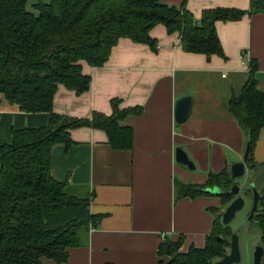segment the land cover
I'll return each instance as SVG.
<instances>
[{"label":"crops","instance_id":"1","mask_svg":"<svg viewBox=\"0 0 264 264\" xmlns=\"http://www.w3.org/2000/svg\"><path fill=\"white\" fill-rule=\"evenodd\" d=\"M47 2V0H41ZM184 5L195 21L204 10H244L239 19L217 21L224 56L185 51L177 32L158 23L150 30L153 50L146 43L121 37L102 66L82 62L90 86L82 93L60 84L53 111L78 118L93 112L110 115L112 99L119 108L140 107L120 124L132 129L130 149L114 148L104 130L88 126L69 132L71 142L54 144L50 172L83 197L92 195L90 212L99 217L82 245L70 247L61 264H161L158 248L165 239L181 238L180 251L202 248L213 228L220 197L201 194L175 197V183L205 185L210 173L229 170L241 161L247 142L229 109L256 63V85L264 91V5L252 12L250 0H160ZM264 2V0H263ZM190 97L185 121L178 123V100ZM48 113H27L0 96V144L11 140L12 128L47 124ZM181 148L192 161L188 168L175 158ZM264 160V127L253 161ZM41 264H58L42 258Z\"/></svg>","mask_w":264,"mask_h":264},{"label":"trees","instance_id":"2","mask_svg":"<svg viewBox=\"0 0 264 264\" xmlns=\"http://www.w3.org/2000/svg\"><path fill=\"white\" fill-rule=\"evenodd\" d=\"M28 0H0V96L27 113H48L47 124L12 128L11 140L0 144V264H41L42 258L61 264L68 249L82 245L90 226L99 217L90 212L92 195L83 197L70 189L67 181L56 180L50 172L54 144L68 145L71 129L88 126L106 132L114 148L130 149L132 129L120 121L140 107L119 108L112 99V113L93 112L78 118L53 111L58 85L82 93L90 86V76L82 72V62L102 66L121 37L146 43L153 50L156 40L150 30L163 24L177 32L187 52L224 56L215 23L239 19L244 10L214 8L204 10L195 21L184 5L177 8L160 0H37V13L27 8ZM251 11L262 10L263 0H250ZM256 63L249 64V75L240 94L229 100V109L250 140L248 164L255 166L253 151L264 127V91L257 88ZM230 171L210 173L205 185L175 183L176 199L201 194L216 195L224 204L236 194H211L207 189L230 190ZM254 222L261 231L264 248V190ZM213 228L202 248L191 246L180 251L181 238L165 239L159 256L161 264H213L223 256L224 242ZM224 228L227 225L221 222ZM261 264H264V254Z\"/></svg>","mask_w":264,"mask_h":264},{"label":"rangeland","instance_id":"3","mask_svg":"<svg viewBox=\"0 0 264 264\" xmlns=\"http://www.w3.org/2000/svg\"><path fill=\"white\" fill-rule=\"evenodd\" d=\"M36 1L37 0H28L27 2V8L34 13H37L34 7ZM254 164L255 166L250 168L249 164L246 163L244 174L231 182L232 185L237 184L239 186V194L243 196L245 204L243 208L236 213L235 217L226 228H224L223 225L221 226V215L231 200H228V202L224 204L223 199L220 198L221 206L214 209V215L216 216L214 234L224 242L221 246H218V248H223L224 254L227 253L229 251L231 234L236 232L239 236V248L241 252V261L239 264H253L254 246L261 244V231L259 227L255 222L247 220L253 198L250 184L255 185L260 192L264 190V160L259 162L255 160ZM164 257L166 258L165 260L168 259L167 256ZM220 258L221 256L213 258V264Z\"/></svg>","mask_w":264,"mask_h":264},{"label":"water","instance_id":"4","mask_svg":"<svg viewBox=\"0 0 264 264\" xmlns=\"http://www.w3.org/2000/svg\"><path fill=\"white\" fill-rule=\"evenodd\" d=\"M190 109V97H183L178 100L175 110V119L178 123L185 121L187 118L188 112ZM250 151V140H247L245 145V150L243 154V159L238 162H234L230 166V177L232 179H236L241 177L245 172V164L248 162ZM176 161L186 165L188 168H194L192 161L189 159L188 155L181 148H177L175 151ZM250 188L252 190V206L250 208L247 220L254 222L256 213L260 212L258 207V203L261 197L260 191L255 187V185L250 184ZM211 194H237L235 198H233L230 203L225 207L224 212L221 215V222L225 225L229 224L236 213L240 211L244 204L245 200L242 195L239 194V186L237 184H233L230 190L224 191L220 188L213 187L207 189ZM264 254V248L257 244L254 246L253 250V264H261L262 257ZM241 261V252L239 248V236L236 232L231 234V239L229 242V251L218 259L215 264H239Z\"/></svg>","mask_w":264,"mask_h":264},{"label":"flooded vegetation","instance_id":"5","mask_svg":"<svg viewBox=\"0 0 264 264\" xmlns=\"http://www.w3.org/2000/svg\"><path fill=\"white\" fill-rule=\"evenodd\" d=\"M259 207V206H258ZM261 209V207H259ZM257 214V213H256ZM261 245V244H260ZM254 250V249H253Z\"/></svg>","mask_w":264,"mask_h":264}]
</instances>
